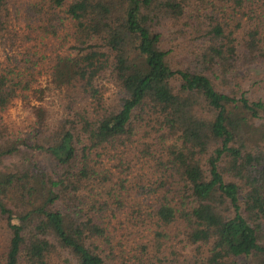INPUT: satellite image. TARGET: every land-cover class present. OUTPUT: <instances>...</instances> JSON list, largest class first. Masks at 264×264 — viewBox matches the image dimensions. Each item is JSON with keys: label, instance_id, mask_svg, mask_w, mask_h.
Masks as SVG:
<instances>
[{"label": "trees", "instance_id": "1", "mask_svg": "<svg viewBox=\"0 0 264 264\" xmlns=\"http://www.w3.org/2000/svg\"><path fill=\"white\" fill-rule=\"evenodd\" d=\"M0 47V264H264V0H0Z\"/></svg>", "mask_w": 264, "mask_h": 264}, {"label": "rangeland", "instance_id": "2", "mask_svg": "<svg viewBox=\"0 0 264 264\" xmlns=\"http://www.w3.org/2000/svg\"><path fill=\"white\" fill-rule=\"evenodd\" d=\"M3 54L4 50L0 47V59L3 57ZM250 73L252 80L245 84L244 89L248 91L250 98L259 100L264 97L263 83L261 82V79L264 78V68L255 67L250 70ZM173 85L177 86L178 83L174 82ZM52 106L57 109V102H53ZM26 112L24 104L21 101H16L6 113L5 118L9 123L18 124L26 118ZM173 244L175 246L174 251H176L172 255L167 254L168 260L165 264H190L195 247L186 244L182 237L179 240L175 239ZM108 264H122L121 256L109 261Z\"/></svg>", "mask_w": 264, "mask_h": 264}]
</instances>
